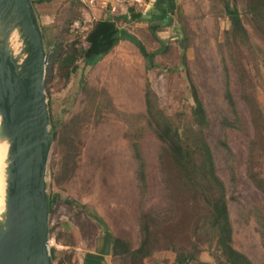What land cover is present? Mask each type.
<instances>
[{"label": "rangeland", "instance_id": "374dc122", "mask_svg": "<svg viewBox=\"0 0 264 264\" xmlns=\"http://www.w3.org/2000/svg\"><path fill=\"white\" fill-rule=\"evenodd\" d=\"M226 1L240 12L246 38L232 34ZM159 3L166 22L155 8ZM130 8L143 13L142 19L117 21L121 41L95 65L78 57L72 72L64 58L88 47L98 21L127 15ZM34 9L46 51L52 264H82L89 252L104 264H180L182 259L225 264L217 237L196 230L200 208L191 194L171 190L177 197L171 203L160 161L163 144L152 125L161 118L181 130L192 123V86L209 119L205 134L225 186L232 245L253 264H264V0H52L37 2ZM151 22H161L157 35L149 30ZM19 38L26 49L20 33ZM228 86L235 111L226 97ZM4 141L0 136L3 218ZM135 145L145 163V186L137 176ZM145 215L159 222L148 223L150 255H115L116 239L133 250L140 247Z\"/></svg>", "mask_w": 264, "mask_h": 264}, {"label": "water", "instance_id": "95a60500", "mask_svg": "<svg viewBox=\"0 0 264 264\" xmlns=\"http://www.w3.org/2000/svg\"><path fill=\"white\" fill-rule=\"evenodd\" d=\"M16 27L27 52L20 71L4 47ZM45 72L44 38L32 0H0V136L10 144L0 264H52L46 184L52 137Z\"/></svg>", "mask_w": 264, "mask_h": 264}, {"label": "trees", "instance_id": "16d2710c", "mask_svg": "<svg viewBox=\"0 0 264 264\" xmlns=\"http://www.w3.org/2000/svg\"><path fill=\"white\" fill-rule=\"evenodd\" d=\"M44 2V0H32L35 3ZM171 2V1H169ZM163 4L159 3L155 7L160 13V17L166 22V9ZM129 14L122 15L111 20L98 21L87 37L88 47L77 51L76 56L67 55L64 62L68 66H72V72L78 69L76 64L78 57L82 58L86 65H95L104 56H106L123 38L122 30L117 25L120 19L129 20L132 22L140 21L143 13L135 12L134 8L128 10ZM225 14L228 16L231 23V32L234 36L246 38L248 35L241 20L240 12L237 8L232 7L228 1L225 2ZM162 23L163 21L160 20ZM159 22V23H161ZM148 24L149 30L153 35H157V31L162 26L161 24ZM167 22L166 24H168ZM158 41L161 42L159 38ZM161 50V49H160ZM158 50L156 53H160ZM162 53V51H161ZM160 53V54H161ZM155 64L150 65L154 67ZM193 88L194 106L192 108L190 124H187L181 130L179 126L170 120H161L152 122L158 129L156 133L162 141L163 148L161 152V168L163 171L164 185L169 192L171 203L177 202V197L172 195L171 190L177 194L190 193L195 206L198 205L200 212L197 220L196 230L199 233L205 231L217 237V244L224 257L225 264H253L244 254L236 250L232 245V225L229 216L228 205L226 202L225 186L221 179L216 174L215 162L211 147L206 139V130L209 127V119L205 110V106L201 101L197 90ZM226 97L229 105L235 111V105L232 101V95L229 86L226 87ZM151 98V93L148 90L146 93V101L148 103ZM153 117V115H151ZM225 119V124L230 125ZM136 160L138 162V179L145 186L146 172L145 163L139 153L138 146L135 145ZM178 195V194H177ZM50 211L53 208L54 200L49 198ZM187 204L183 198L181 205ZM147 224L142 227L144 239L140 247L133 250L127 243L120 239L114 241L113 252L115 255H129L132 259L145 258L150 255V243L153 232L151 226L158 225L157 218L144 216ZM150 223L151 226L148 224ZM264 238V225L261 231ZM189 260V259H188ZM186 259L180 260V264H187ZM191 260V258H190Z\"/></svg>", "mask_w": 264, "mask_h": 264}, {"label": "bare ground", "instance_id": "6f19581e", "mask_svg": "<svg viewBox=\"0 0 264 264\" xmlns=\"http://www.w3.org/2000/svg\"><path fill=\"white\" fill-rule=\"evenodd\" d=\"M19 33L22 35L19 27L12 29L10 31L9 35L7 36L6 41L4 42V47L8 49L10 57L14 60L15 67L18 71H20L22 69V65L25 64V60H26L25 58H27L26 52H25V50H26L25 45H22L20 38H19ZM4 142L6 145V161H7V168H8L9 163H8V153L7 152L10 149V144H9V142H6V141H4ZM1 175H2V172L0 170V176ZM1 180H3V179H1ZM0 191H2V190H0ZM2 201H3V199H2ZM1 203L2 202H0V204ZM1 207H2V205H1ZM0 212H1V210H0ZM1 217L3 218V216L0 215V218Z\"/></svg>", "mask_w": 264, "mask_h": 264}, {"label": "crops", "instance_id": "0c3cea01", "mask_svg": "<svg viewBox=\"0 0 264 264\" xmlns=\"http://www.w3.org/2000/svg\"><path fill=\"white\" fill-rule=\"evenodd\" d=\"M51 1L52 0H44V2H41L40 4L49 5V2ZM82 264H104V261L102 262V260H99V258L96 255H94L93 252H89L84 255V260Z\"/></svg>", "mask_w": 264, "mask_h": 264}]
</instances>
